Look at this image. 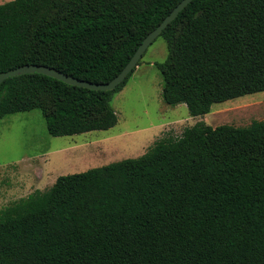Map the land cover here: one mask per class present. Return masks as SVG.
Instances as JSON below:
<instances>
[{
  "label": "trees",
  "instance_id": "trees-1",
  "mask_svg": "<svg viewBox=\"0 0 264 264\" xmlns=\"http://www.w3.org/2000/svg\"><path fill=\"white\" fill-rule=\"evenodd\" d=\"M180 1L0 3V73L39 64L106 83ZM159 36L166 103L204 116L264 91V0H192ZM137 66L113 90L37 72L8 77L0 118L40 109L54 136L110 129L112 100ZM0 264H264V119L200 121L141 156L15 200L0 209Z\"/></svg>",
  "mask_w": 264,
  "mask_h": 264
},
{
  "label": "rangeland",
  "instance_id": "rangeland-1",
  "mask_svg": "<svg viewBox=\"0 0 264 264\" xmlns=\"http://www.w3.org/2000/svg\"><path fill=\"white\" fill-rule=\"evenodd\" d=\"M167 55V43L159 36L115 94L118 122L110 129L54 136L40 109L0 118V209L35 190L49 189L59 176L141 156L160 138L178 137L197 122L247 126L264 119V91L215 103L204 116L191 115L186 103H166L163 75L155 62Z\"/></svg>",
  "mask_w": 264,
  "mask_h": 264
},
{
  "label": "water",
  "instance_id": "water-1",
  "mask_svg": "<svg viewBox=\"0 0 264 264\" xmlns=\"http://www.w3.org/2000/svg\"><path fill=\"white\" fill-rule=\"evenodd\" d=\"M191 1L192 0L180 1L164 18V20L145 37L144 41L139 46L130 61L126 64V66L112 80L106 83H97L86 79H81L48 65L25 64L1 72L0 84L5 79L11 76L37 72L52 76L54 78H57L75 86L86 87L94 90H113L127 78L129 73L138 65L140 59L143 57L149 45L162 33V31L169 25V23L173 21Z\"/></svg>",
  "mask_w": 264,
  "mask_h": 264
}]
</instances>
